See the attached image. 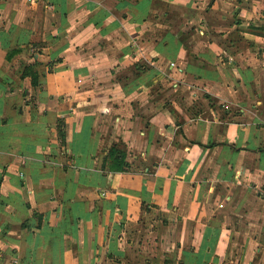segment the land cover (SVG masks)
<instances>
[{
    "label": "crops",
    "instance_id": "obj_1",
    "mask_svg": "<svg viewBox=\"0 0 264 264\" xmlns=\"http://www.w3.org/2000/svg\"><path fill=\"white\" fill-rule=\"evenodd\" d=\"M0 264H264V0H0Z\"/></svg>",
    "mask_w": 264,
    "mask_h": 264
}]
</instances>
